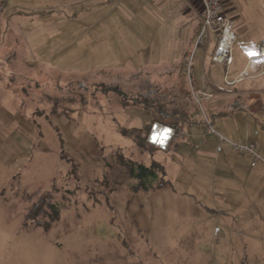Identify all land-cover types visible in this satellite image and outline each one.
<instances>
[{
    "label": "rangeland",
    "instance_id": "obj_1",
    "mask_svg": "<svg viewBox=\"0 0 264 264\" xmlns=\"http://www.w3.org/2000/svg\"><path fill=\"white\" fill-rule=\"evenodd\" d=\"M223 3L237 35L229 71L212 60L214 37L196 49L199 0H0V264H264V162L252 169L228 145L218 153L206 134L209 120L264 161V0ZM193 53L190 83L182 65ZM184 80L190 138L174 131L166 150L138 151L131 131L151 114L131 97ZM118 149L165 163L169 185L133 192ZM53 183L60 220L25 227L28 198Z\"/></svg>",
    "mask_w": 264,
    "mask_h": 264
},
{
    "label": "trees",
    "instance_id": "obj_2",
    "mask_svg": "<svg viewBox=\"0 0 264 264\" xmlns=\"http://www.w3.org/2000/svg\"><path fill=\"white\" fill-rule=\"evenodd\" d=\"M182 76L184 78L183 67ZM179 88L180 89L178 92L176 87L168 90V92L161 91L160 89L148 90L147 88L144 89L145 93L143 92L136 95L135 97H131V102H135L136 104L138 103L145 111L151 114V119L145 126L133 129V131H131L133 138L136 140L135 142L138 151L147 152L151 147L154 148V150L158 149L163 151V149L157 148L149 144L147 141L151 127L155 123L173 128L176 132V135H182L184 136V139L186 135H188V129L187 131H185V129L195 122V118L192 115L193 113L191 112V109H196V105L189 91L190 88L188 87L186 80H184V83L181 84ZM168 97L171 100H167ZM181 98H186V101L188 102L184 101V103H181ZM48 99L50 101H55L56 98L48 97ZM172 146H177V144L173 142L171 149ZM174 149L176 150V148ZM168 151L165 153H169ZM61 155L65 160H67V162H71L70 159H67L63 151ZM114 157L116 163L121 166L126 171L128 177L134 181L132 186L133 192H149L151 190L160 189L169 185V181L166 180L167 172L165 163L153 160L149 165H146L145 163L126 157L120 149L115 152ZM67 174L69 177L72 176V178H79L77 165L72 163ZM18 178V175L13 177V181L9 185L11 190H16V182ZM58 192L59 188L56 187L55 183H53L50 190L45 191L37 196L33 195L28 198L30 205L24 219L25 227L31 226V228H39L44 232H48L52 225L60 220L61 207L55 199V196ZM5 193L6 190H2L0 193V198H4ZM66 193L72 194L70 191H66ZM98 264L133 263H129L125 259L115 256L109 260L108 258H100L98 259Z\"/></svg>",
    "mask_w": 264,
    "mask_h": 264
},
{
    "label": "built area",
    "instance_id": "obj_3",
    "mask_svg": "<svg viewBox=\"0 0 264 264\" xmlns=\"http://www.w3.org/2000/svg\"><path fill=\"white\" fill-rule=\"evenodd\" d=\"M199 2L202 4L204 12L202 15V24L195 39L196 49L206 44L209 45L211 39L214 37L217 40V45L212 60L215 63L225 65L228 70L234 61L232 49L237 40V35L234 32V23L227 14L223 0H199ZM194 57L195 55L193 53L184 65V74L190 83L195 78ZM259 57L264 59V47H261ZM224 80L227 85L230 84L227 77ZM157 132L164 134V139L160 144L153 140V136ZM206 134L213 136L218 141V153L223 152V145H228L233 153L243 157L247 156L251 168H256L257 164L264 162L255 145L229 141L218 132L215 123L209 120H207ZM174 136L173 128L155 123L151 127L147 140L149 144L166 150Z\"/></svg>",
    "mask_w": 264,
    "mask_h": 264
},
{
    "label": "crops",
    "instance_id": "obj_4",
    "mask_svg": "<svg viewBox=\"0 0 264 264\" xmlns=\"http://www.w3.org/2000/svg\"><path fill=\"white\" fill-rule=\"evenodd\" d=\"M252 59V57H249L248 58V62L250 61ZM233 64H234V61H233ZM233 64H232V66H233ZM263 65V64H262ZM232 66L228 69V71L229 70H232L231 68H232ZM182 67H183V65H182ZM226 68V67H225ZM227 69V68H226ZM245 69H246V66L244 67V69L242 70V71H239V72H234V74H235V77H234V79H237L238 77H241V78H243V73L245 72ZM227 71V72H228ZM260 71H261V69L257 72V73H255V74H253V75H251V76H249L251 79H257V78H260V76L262 75L261 73H260ZM170 75V74H169ZM226 75V74H225ZM233 79V80H234ZM233 80H231V81H233ZM241 81H239V82H237V83H235V84H232L231 86H236V85H238L239 83H240ZM214 87L213 88H216V86L214 85V84H212ZM221 88V87H220ZM150 119H151V116H150ZM159 124V123H158ZM188 138H190V134L188 135ZM227 139H229V140H231L230 138H227ZM231 141H233V140H231ZM234 142H236V141H234ZM226 153H229L228 151L226 152ZM253 169H255V168H253Z\"/></svg>",
    "mask_w": 264,
    "mask_h": 264
},
{
    "label": "bare ground",
    "instance_id": "obj_5",
    "mask_svg": "<svg viewBox=\"0 0 264 264\" xmlns=\"http://www.w3.org/2000/svg\"><path fill=\"white\" fill-rule=\"evenodd\" d=\"M164 139V134H162L161 132H157L154 134L153 136V140L155 142H158L159 144L161 143V141Z\"/></svg>",
    "mask_w": 264,
    "mask_h": 264
},
{
    "label": "clouds",
    "instance_id": "obj_6",
    "mask_svg": "<svg viewBox=\"0 0 264 264\" xmlns=\"http://www.w3.org/2000/svg\"><path fill=\"white\" fill-rule=\"evenodd\" d=\"M174 138V137H173Z\"/></svg>",
    "mask_w": 264,
    "mask_h": 264
}]
</instances>
